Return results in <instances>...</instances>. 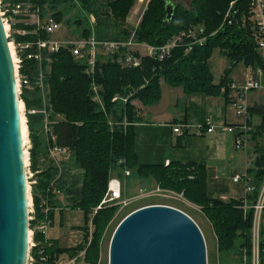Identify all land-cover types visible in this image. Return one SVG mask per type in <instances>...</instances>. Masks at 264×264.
<instances>
[{"label": "trees", "instance_id": "1", "mask_svg": "<svg viewBox=\"0 0 264 264\" xmlns=\"http://www.w3.org/2000/svg\"><path fill=\"white\" fill-rule=\"evenodd\" d=\"M136 2L137 0L39 2L44 9H49L54 14L58 22H64L72 30V34L80 38H90L95 34L101 41H126L134 33L139 42L162 46L194 26H204L207 37L204 46H196L188 54L184 43L174 48L162 62L143 58L140 68L127 69L112 61V58L99 57L92 76L86 73L85 62L76 60L69 50H62L52 55L50 64L43 62L48 109L43 107L42 90L38 86L39 64L34 59H27L25 54L21 55L19 73L30 81L32 87H23L20 97L27 111L37 110L34 114H28L27 128L32 138L42 136L46 116L42 110L49 114L55 144L73 150L74 169L81 172V175L68 179L69 176L63 169L57 180V187L66 197L70 209L83 211L87 226L92 222L94 228L91 239L88 227L79 228L77 230L84 232L81 243L65 248L53 240V248H49L46 253L49 256L56 254L74 257L85 251L86 263L100 264L104 235L119 208L112 205L96 213L94 210L103 201L112 175L115 173L122 179L124 169H128L137 180L153 181L163 190L183 194L188 202L200 207L212 225L220 255H234L240 248L238 256L243 260L246 255L250 263L253 258L254 209L244 211L245 199L223 201L211 197L207 191V171L202 164L139 163L135 152V125L140 119L133 103L138 100L143 105L150 106L160 102L163 80L171 87L183 88L186 94L204 93L218 97L224 88V96L229 104V84L232 81L229 76L234 67L243 63L247 68L264 70V59L256 49L251 24L249 21H246V25L242 23L244 17L248 16L250 0H193L191 10L177 4L171 19L167 18L166 0H150L142 21L134 29L128 26L127 19ZM228 12L230 15L226 17ZM91 16L96 19L93 27ZM32 40V36L16 37L18 42ZM217 49L226 57L231 68L225 72L221 85L212 83L209 67L210 58ZM93 85L101 88L99 96L103 106L93 100ZM115 97L118 99L113 102ZM249 111L253 117L261 119L252 133L256 160L249 173L253 178L255 191L248 196L247 202L249 206H253L264 184V142L261 141L264 140V105H254ZM120 161L124 163L120 164ZM49 168L44 174H40L32 166L36 183L31 193L37 222L45 217L42 201L53 197L51 185L59 174L57 168ZM49 203L53 207L62 208L61 213L69 208H64L59 197H53ZM260 264H264L262 258Z\"/></svg>", "mask_w": 264, "mask_h": 264}, {"label": "built area", "instance_id": "2", "mask_svg": "<svg viewBox=\"0 0 264 264\" xmlns=\"http://www.w3.org/2000/svg\"><path fill=\"white\" fill-rule=\"evenodd\" d=\"M142 1L143 0H140V2ZM39 2L40 0H0V16L9 39L10 49H12L14 53V62L17 68V86L20 95L23 87H32L30 81L27 78H23L19 73L20 64L22 62L21 55L25 54L27 59H34L39 64L40 72L38 86L42 90V98L45 104L48 103V90L45 85L46 70L43 68V62L46 61L50 64L52 62V55L60 53L62 50H69L76 60L85 62L87 66L86 73L92 76L94 75L99 57L104 59L112 58V61L118 62L122 67L133 69L140 68L142 59L146 57L155 59L159 62L164 61L170 56L172 50L181 44H186V54H188L194 47H202L207 43L204 26H194L186 31H182L179 35L173 37L162 46H151L145 42H139L135 38L134 33L126 41H101L95 37V34L90 38H80L69 33L66 38L62 39L55 35L58 33L66 34L68 32L67 25L64 22H58L54 14L49 11V9H44ZM229 15L230 12H228L226 17H229ZM246 21H249L251 24L256 49L264 59V0H250L248 16L244 17L242 23L246 25ZM90 22L93 27L96 23L94 16L90 17ZM27 36H32L34 40L29 42L16 41V37L23 38ZM247 70L248 73L243 82L239 83L232 80L229 84V104L232 106L235 116L241 121L235 125L224 124L215 126L213 125L212 119L208 118L204 125L200 127V131L205 130L208 134L214 133L216 129H219L223 133L234 134L236 150L243 151L246 154L249 151V143L252 140V133L256 125L254 123V117L250 114L249 109L254 105H264V101L250 103V95L252 93L264 92V70L261 68H247ZM92 89L94 92L93 100H98V98L100 100L99 91H101V88L97 85H93ZM117 99L118 97H115L113 102L117 101ZM123 101L127 102V99ZM100 104H102L101 100ZM186 129V126L177 124L174 126L173 131L179 136H184L186 134ZM52 140L53 143L48 149V155L55 161V167L58 169L59 174L57 175V179L52 183L50 191L53 197L60 198L62 191L57 187V180L63 171V162L67 160L74 161V152L70 148L56 145L53 136ZM123 163V161H120V164ZM167 165H169V162ZM246 167L247 171L245 174L235 177L234 182L243 181L245 184L246 198L243 205L244 211L246 212L250 208H253L255 211L252 229V262L253 264H260L261 258L264 261V184L255 205L249 206L247 198L255 191L252 183L253 178L249 170L254 168V164L248 162ZM33 176L34 174L31 173L28 162L27 179H31ZM130 176L131 171L128 169H124L122 179L115 173L112 175L107 193L101 204L95 208L94 213L107 207V205H118L121 208H126L133 202L134 197H129L127 192L126 179ZM35 183L36 181L34 180L28 183V189H30V226L27 264H49L50 262H52V264H88L84 260L85 251L74 257L68 255L57 256L56 254L49 256L46 253V251L49 248H53L54 245L53 240L48 236V231L55 225V216L56 214H61L62 208L53 207L51 203H49V200L53 199V197L43 199L42 204L45 217L43 220L37 222L31 193V187L35 185ZM157 192H160L157 196L169 193L163 192L160 187H157ZM181 196L183 197V194ZM65 202L68 204L66 197ZM157 205L159 206L160 204L144 207ZM138 209H135L131 213ZM51 213H54V216H51ZM31 223H33V225H31ZM93 230L94 228L91 222L89 226L90 239Z\"/></svg>", "mask_w": 264, "mask_h": 264}, {"label": "water", "instance_id": "3", "mask_svg": "<svg viewBox=\"0 0 264 264\" xmlns=\"http://www.w3.org/2000/svg\"><path fill=\"white\" fill-rule=\"evenodd\" d=\"M167 1L171 19L176 3ZM17 68L0 16V264H27L29 189ZM109 264H207L203 234L186 213L149 206L115 230Z\"/></svg>", "mask_w": 264, "mask_h": 264}, {"label": "rangeland", "instance_id": "4", "mask_svg": "<svg viewBox=\"0 0 264 264\" xmlns=\"http://www.w3.org/2000/svg\"><path fill=\"white\" fill-rule=\"evenodd\" d=\"M178 5H182L185 9L191 10V4L193 0H170ZM150 0H143L140 2V0H137L135 6L130 12V15L127 19L128 26L131 28L136 29L140 22L142 21V17L144 15V12L146 11L148 5H149ZM68 33L72 34V30L68 28V32L65 33H58L55 36L58 38H66L68 36ZM74 36V35H73ZM209 67L210 71L212 74V83L214 85H221L222 79H224L225 72L227 70H230L228 65V61L225 56L217 49L213 52L210 61H209ZM248 73V70L246 69L245 65L243 63L238 64L230 73V79L236 81V82H243L245 79L246 74ZM225 89L222 88V94L220 97H213L212 107L209 103L206 108V110L200 106L201 101L204 100L205 102H210L209 101V96H207L204 93H195L191 94L189 98L187 97L185 100H183L182 95H184L183 90L181 88H174L166 84L163 80L161 81V100L158 105L154 107V110L157 111L158 113H170L177 118L178 121H180L181 125H184L187 127L185 130L187 135L186 138V143H185V151L183 152L186 155H191L192 153L195 155L199 154V151L202 149L200 146H195L193 145V142L191 141L194 139V135L202 136L200 127L204 124L201 122L202 116L205 117L206 112H212L214 113V110L217 108L218 103L221 105L223 104V96H224ZM22 93V92H21ZM259 94H251L250 99H257L260 98ZM218 99H221L218 101ZM179 100V104H178ZM260 101V99H257ZM100 104V100H95ZM23 102V101H22ZM24 103V102H23ZM103 106L102 104H100ZM25 107V106H24ZM43 107L46 109L48 107V103L43 102ZM225 107V112L228 114V116H235L234 110L231 105L223 104L220 108L224 109ZM45 123L43 127V134L42 136H31V133L29 129L27 128L28 126V114H34L36 113L37 110H31L27 111L25 108H23V118L25 119V124H26V129L29 131L28 132V138L25 143V148L28 147V150L26 152L28 153V162H29V168L31 173H35L32 170V166L36 167L38 170V173L44 174L49 167L55 168V161H53L50 156L48 155V149L52 145L53 140H52V135H51V121L49 120V114L46 113L45 110ZM48 109V108H47ZM222 109V110H223ZM204 114V115H203ZM184 116H187V124L184 123ZM211 118L213 125L215 126H220L224 125V123H216L211 115L207 116L205 121ZM236 119H238L235 116ZM228 119V123H230ZM241 121V120H239ZM238 122V121H237ZM261 122L260 117H255V124H258ZM226 124V123H225ZM237 124V123H236ZM231 125V124H229ZM235 125V124H234ZM221 132L219 129H216L215 132ZM206 135V133H205ZM203 137V136H202ZM202 137L200 139H202ZM202 140H206L203 138ZM34 141V142H33ZM261 141L264 142L263 139ZM253 139L249 143V151L246 154L245 153V158L244 161H242V155L237 157V161L235 163V168L233 174H239L240 172L243 171V167H245V164L247 165L248 162H252L255 166V160H256V154L253 152ZM243 152V151H241ZM244 154V152H243ZM226 155V154H225ZM228 155L225 156V162L224 163H219V166L225 167V174L227 175L225 177V182L229 185L225 184L227 192L230 191V193L227 195L230 198L235 197L234 195V190L236 186L231 182V179L233 178V175L230 174V171L232 169L233 164H228ZM224 157V156H223ZM222 157V158H223ZM221 158V159H222ZM27 162V164H28ZM74 161L67 160L64 163V168L65 172L68 174V179H72L74 177H77L78 175H81V172L78 170L74 169L73 165ZM247 162V163H246ZM205 166V165H204ZM218 166V167H219ZM216 166H214L211 170L208 171L206 178H207V186H208V193L213 195V189L214 187V182L213 178H215L216 175L215 169L217 170ZM246 171V169H245ZM35 175V174H34ZM220 176L218 175V179ZM212 179V180H211ZM227 179H230L228 182ZM28 183L30 181H35V177L33 176L31 179H27ZM217 180L216 182H218ZM127 183V192L128 196L133 198V202L127 206L126 208H121L118 205H113V206H118V210L112 219V221L109 223V226L106 230V233L104 235L103 239V244H102V249H101V255H100V264H109V247H110V242L112 239V236L117 229V227L120 225V223L135 209L148 206V205H153V204H160V205H168V207H175L182 212L186 213L188 217H191L195 223L198 225L200 228L203 237L206 242V249H207V264H253V262H248V258L246 255H244L243 250L242 254L243 260H241V257L238 256V252H240V248H238V251L234 255H220L219 250H218V245H217V240L215 237V234L213 232L212 225L209 223L208 219L202 212V209L198 207L197 205H194L190 202H188L184 197L177 193H166L162 196H157V188H154L155 185L152 182H148L146 186L144 184L146 183L145 181L142 180H137L134 176H130L126 179ZM242 183V182H241ZM29 186V185H28ZM242 189L243 186L245 185L241 184ZM33 187V186H32ZM31 187V190H32ZM154 188V190H153ZM245 189V188H244ZM30 190V189H29ZM163 192H167L166 190H163ZM215 195H213L214 197ZM215 198V197H214ZM61 201L64 203V208H66L63 212L62 215H58L56 219L55 226L52 227L48 231V236L49 238H55L56 240L59 241V244L61 247H73L78 245L83 241V236L84 232L79 231L77 229L79 228H89L90 224L86 223L85 215L83 211L79 209H70L69 203L66 204L65 202V197L63 195L60 196ZM216 199H220L216 197ZM107 206H112V205H107ZM64 219V222H63ZM243 261V262H242Z\"/></svg>", "mask_w": 264, "mask_h": 264}, {"label": "crops", "instance_id": "5", "mask_svg": "<svg viewBox=\"0 0 264 264\" xmlns=\"http://www.w3.org/2000/svg\"><path fill=\"white\" fill-rule=\"evenodd\" d=\"M228 61V60H227ZM247 69V67H246ZM183 90V88H181ZM184 95H182L183 100H185L187 97L191 94H186L183 90ZM252 94H259L261 96L260 101L257 99H250V103L255 102H262L264 101V92H255ZM221 96V95H220ZM218 96V97H220ZM210 102H205L204 100L201 101L200 106H202L205 110L208 106V103L213 106V97L209 96ZM221 99H218L220 101ZM223 104H227V100L225 96L222 98ZM134 105L137 107L138 112V118L140 119L139 122L135 125L136 128V140H135V152L138 156L139 163L141 164H165L169 162H180L182 164H186L189 162H196L198 164L205 165L206 171L208 173L209 170H211L214 166L218 167L219 163L225 162V156L228 155V164H233L232 169L230 171V174L233 175V178L231 179V182L235 184L234 195L235 197H229L227 196L229 192H227L225 184L228 185L225 182V177L227 176L225 174V167H221V165L215 169V178H213L214 182V188L212 191L214 197H218L223 201H231L235 199H245L246 198V192L245 187L241 184L245 185L243 181L234 182V178L239 175H244L247 171V167L245 164V167H243V171L239 174H233L235 163L237 161V157L242 155V161H244L245 153L236 150L235 148V135L234 134H228L223 132H214L211 134H208L205 130L201 131L202 136L194 135V139L191 141L193 142V145L200 146L202 149L199 151L198 155L191 154L186 155L183 152L185 151V143L187 135L185 136H179L174 133L173 128L175 125L180 124V121L175 118L174 115L170 113H158L154 110V107L159 104L145 106L140 101L135 100ZM179 104V100H178ZM223 104H219L217 108L214 110V113L212 112H206L205 117L202 116L201 122L202 124L205 123V119L207 116L211 115L216 123H226L227 125L231 124L234 125L236 123H239V119H236L234 115L228 116V114L225 112V107L222 110L220 107ZM230 104H227V106ZM204 115V114H203ZM228 119H230V123H228ZM187 116H184V123L187 124ZM238 121V122H237ZM254 123H255V117H254ZM206 133V135H205ZM202 137L206 140L200 139ZM185 142V143H184ZM226 154V155H225ZM224 156V157H223ZM223 157V158H222ZM222 158V159H221ZM239 159V157H238ZM247 163V162H246ZM246 169V171H245ZM218 175L220 178L218 179ZM212 180V179H211ZM219 180L218 182H216ZM228 182L230 179H227ZM242 182V183H241ZM148 182L144 184V186L147 185ZM155 185L154 188H157V183L153 182ZM149 184V183H148ZM229 186V185H228ZM153 188V190H154ZM172 194L175 192L168 191ZM209 194V193H208ZM182 195V194H179ZM211 196V194H209ZM213 195L211 197H213ZM213 197V198H214ZM61 213L60 215H62ZM58 214L55 216V221L57 219ZM64 222V219H63ZM56 223V222H55ZM55 226V225H54ZM53 226V227H54ZM52 240L56 241V243H59L58 240L55 238H52Z\"/></svg>", "mask_w": 264, "mask_h": 264}, {"label": "bare ground", "instance_id": "6", "mask_svg": "<svg viewBox=\"0 0 264 264\" xmlns=\"http://www.w3.org/2000/svg\"><path fill=\"white\" fill-rule=\"evenodd\" d=\"M11 52H12V55H13V58H14V61H15V57H14V53H13V50L12 49H11ZM23 108H24V111H25L24 103L21 101L20 110H21V120H22V135H23V141H24V147H25V143H26V140L28 138V131L26 129L25 119L22 117L23 116V114H22L23 113ZM27 156H28V153L25 150V163H26V167L28 165L27 164V162H28ZM28 201H29V204H30V196L28 197Z\"/></svg>", "mask_w": 264, "mask_h": 264}]
</instances>
